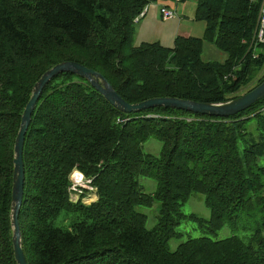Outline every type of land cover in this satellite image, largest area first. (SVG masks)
I'll return each mask as SVG.
<instances>
[{"label": "trees", "instance_id": "obj_1", "mask_svg": "<svg viewBox=\"0 0 264 264\" xmlns=\"http://www.w3.org/2000/svg\"><path fill=\"white\" fill-rule=\"evenodd\" d=\"M156 1L0 0V264H18L14 146L33 87L48 69L80 62L104 74L130 103L166 96L223 102L264 81V51L256 58L248 51L257 3L197 0L202 37L179 35L172 47L135 43L136 17ZM207 41L227 58L205 60ZM151 137L162 142L158 156L143 148ZM23 157L19 219L28 264H264V98L229 117L164 106L126 113L67 71L46 84ZM75 168L93 179V202L71 200ZM142 176L156 181L153 191ZM193 192L205 195L212 232L257 213L260 222L247 240L190 237L172 251L169 241L181 235L184 220L204 224L183 210ZM157 202L149 226L139 207ZM62 210L79 215L67 229L53 223Z\"/></svg>", "mask_w": 264, "mask_h": 264}, {"label": "water", "instance_id": "obj_2", "mask_svg": "<svg viewBox=\"0 0 264 264\" xmlns=\"http://www.w3.org/2000/svg\"><path fill=\"white\" fill-rule=\"evenodd\" d=\"M73 72L87 80L118 110L132 113L157 106L172 107L191 111L197 114L229 117L249 108L255 102L264 98V81L253 89L223 102H201L178 97H152L141 102L130 103L113 87L101 72L85 66L84 64L66 60L48 69L35 83L33 93L26 104L22 114L21 125L16 136L14 146V173L12 188L11 223L13 227V245L18 264H28L23 249L22 231L19 221L20 210L24 196L25 166L24 143L25 135L29 128L32 114L46 84L56 75L63 72Z\"/></svg>", "mask_w": 264, "mask_h": 264}, {"label": "rangeland", "instance_id": "obj_3", "mask_svg": "<svg viewBox=\"0 0 264 264\" xmlns=\"http://www.w3.org/2000/svg\"><path fill=\"white\" fill-rule=\"evenodd\" d=\"M179 1H181V0H158L157 2L149 3L147 5L148 7H150L148 17L152 16V14L155 11H157V13H158L159 8H160L159 5L162 3H165V2H167V3L178 2L177 4L187 3L188 9L186 12H184L185 13L184 15H186V16L190 15L189 14V11H190L189 7L191 8V6L193 4H195V5L197 4V0H183L182 2H179ZM178 14L181 15L179 10H178ZM144 19H145V17H141V20H144ZM157 19H158V21H156L157 26H155L154 32L157 35H159V37H163V39H164L163 41L169 40L170 39L169 38L170 32H167V30H166V28L168 27L167 23L169 22V20L164 21L162 16L159 17V15L157 16ZM150 33L148 34V36H146L144 33V30L140 32L139 23L137 22V24L135 25V36H134L135 43H140L142 41V39H144V38H150L151 37V36H149ZM150 39H152V38H150ZM149 42H153V41L149 40ZM168 45L172 47L174 45V42H170ZM203 58L205 60H220V61H222L225 58H227V54H226V52L220 50L215 45V43H213L211 41H207L205 43V47H204ZM253 85L254 84L248 85L246 88H243V90H241L239 93L248 90ZM161 147H162V142H161V140H159L156 137L149 138L144 143V146H143V148L146 152L152 153V154L157 155V156L160 155V153H161ZM262 162H263V160H261V163ZM84 180H86V178L83 176V181ZM70 181H71V185L69 187V191H70V196H71L72 189H73V187L71 189L72 182H73L71 180V175H70ZM140 182H141V184H143L145 186V189L147 191H153L157 186L156 181L151 179L150 177L142 176V177H140ZM83 184H85V186H83ZM83 184H82L83 193L80 195L79 198L83 199L86 203H90V202H93L94 200H96L97 195H96L95 191L90 189L91 188V187H89L90 185H86V181H84ZM73 191L75 192L73 194V197L77 198L76 197L77 191L75 189H73ZM263 193H264V190H263ZM73 197L72 198L70 197L71 200L73 199ZM139 208L149 216V226H152L155 223L156 215L159 212V208H160L159 202L155 203V205L153 207L140 206ZM183 210L188 215L195 214L198 217L202 218L204 220V224L200 225L198 221H196L195 219H193L191 217L184 220V222L179 227V231H181V235L174 237L169 241V248L172 251H174L182 241H185V240L189 239L190 237L210 236L213 239H222V238H226L229 236L236 235V236H239V237L247 240L248 235L250 234L251 230L254 229L255 227H257L258 223L260 222V217H261L260 213H257L255 218L248 219V220H241L236 225H230L229 223H227L222 227V229L212 232L208 229L207 222H206L210 218V210L205 203V195L201 192H193L191 194V196L189 197V199L183 205ZM78 219H79V215L77 212L62 210L61 213L59 214V216L55 220H53V223L57 227L67 229L72 225V223L74 221H76Z\"/></svg>", "mask_w": 264, "mask_h": 264}, {"label": "crops", "instance_id": "obj_4", "mask_svg": "<svg viewBox=\"0 0 264 264\" xmlns=\"http://www.w3.org/2000/svg\"><path fill=\"white\" fill-rule=\"evenodd\" d=\"M183 0L179 1V2H182ZM157 2V1H156ZM178 2L174 3H162V4H158L159 5V12L157 13V11H155L152 16L148 17V13H149V10H150V7H147V11H146V14L143 16L145 17L144 20H140L138 21L139 23V30L140 32L144 30V33L146 36H148V34L150 33L149 36H151L150 38H144L142 39V41H149V40H152L154 42H159L161 43L162 45L166 46V47H171L169 46L168 44L170 42H174L176 37L179 36V35H182V36H194V37H202L204 32H205V22L204 21H201V20H197L195 18V10H196V5L193 4L191 6V8L189 7L190 11H189V16H186L184 15L188 9V4L187 3H184V4H177ZM163 5H166L168 7H170L171 9H175L176 13H177V18L176 17H173V18H170V19H164V21H167L169 20V22L167 23L168 24V27L166 28L167 32H170V35H169V40L167 41H163V37H159V35H157L155 32H154V28L156 25V21H158L157 19V16L159 15V17L162 16L160 10H161V7ZM178 10L180 11L181 15L178 14ZM157 15V16H156ZM161 15V16H160ZM141 41V42H142ZM167 42V43H166Z\"/></svg>", "mask_w": 264, "mask_h": 264}, {"label": "built area", "instance_id": "obj_5", "mask_svg": "<svg viewBox=\"0 0 264 264\" xmlns=\"http://www.w3.org/2000/svg\"><path fill=\"white\" fill-rule=\"evenodd\" d=\"M252 1L259 5V15H258V22H257L255 34L248 46V51L252 52L253 57L256 58L259 56V52L264 51V48L263 49L261 48V46H264V0H252ZM147 7L148 6H146V8L136 17V21H139L140 18L146 14ZM160 12L164 19H170L177 16L175 9H171L166 5H163L161 7ZM244 42L246 41L244 40ZM81 173H82L81 171L75 169L71 174V180L74 182V183L72 182L71 189L73 187V189L77 191L76 192L77 198H74L73 194L75 192L72 189L71 198L73 197L72 199L73 201H77L80 195L83 193V186H85V184H83L84 181H86V185H90L89 187H91L90 188L91 190L96 191L97 189L95 186L92 185L93 179L87 178L84 174L82 175ZM83 176L86 178V180L84 181H83Z\"/></svg>", "mask_w": 264, "mask_h": 264}, {"label": "bare ground", "instance_id": "obj_6", "mask_svg": "<svg viewBox=\"0 0 264 264\" xmlns=\"http://www.w3.org/2000/svg\"><path fill=\"white\" fill-rule=\"evenodd\" d=\"M75 169H76V168H75ZM75 169H74V170H75ZM74 170H73V171H74ZM71 174H72V173H71ZM81 174L83 175V173H81ZM19 221H20V219H19ZM20 226H21V224H20Z\"/></svg>", "mask_w": 264, "mask_h": 264}, {"label": "clouds", "instance_id": "obj_7", "mask_svg": "<svg viewBox=\"0 0 264 264\" xmlns=\"http://www.w3.org/2000/svg\"><path fill=\"white\" fill-rule=\"evenodd\" d=\"M138 22V21H137Z\"/></svg>", "mask_w": 264, "mask_h": 264}]
</instances>
